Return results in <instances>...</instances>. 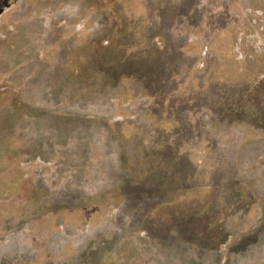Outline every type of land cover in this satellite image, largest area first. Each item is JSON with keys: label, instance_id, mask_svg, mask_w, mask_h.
Wrapping results in <instances>:
<instances>
[{"label": "rangeland", "instance_id": "374dc122", "mask_svg": "<svg viewBox=\"0 0 264 264\" xmlns=\"http://www.w3.org/2000/svg\"><path fill=\"white\" fill-rule=\"evenodd\" d=\"M0 264H264V0H0Z\"/></svg>", "mask_w": 264, "mask_h": 264}]
</instances>
